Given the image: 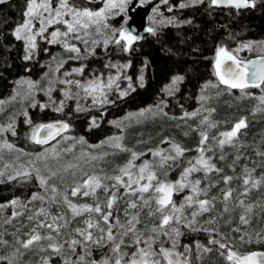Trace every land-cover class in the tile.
<instances>
[{"label":"snow or ice","instance_id":"1","mask_svg":"<svg viewBox=\"0 0 264 264\" xmlns=\"http://www.w3.org/2000/svg\"><path fill=\"white\" fill-rule=\"evenodd\" d=\"M7 2L8 0H0V5ZM151 2L152 0H102L103 6L93 10L80 5L77 0H26V6L22 13L23 22L15 26L12 35L17 41L24 42L22 59L25 62L34 59L38 47V38L46 41L49 45L59 44L65 51L75 54V59H81L85 58L81 49L70 41H82L86 45L84 52L88 55H95V48L89 49L87 47L89 39L86 38L91 36L90 29L94 27L96 35H104L102 29L110 28L107 23L108 19L113 15L123 14L124 23L119 29L111 28V36H107L102 41L92 39L91 44L94 46L102 44L107 49L110 44L114 43L117 47L122 48L123 52L128 53L133 44L142 38L139 34H134L135 30L129 24V21L132 20L130 13H135L138 8ZM204 3L205 0H180L178 7L184 9ZM207 3L209 8L225 7L239 12L242 9L255 8L257 0H207ZM162 4L168 5L169 0H158V3L152 7L153 15L148 17V20L152 21V25L146 27L145 32L155 36L158 27L192 23L191 20L177 21L176 17H164L163 13L160 12V5ZM167 10L172 12L173 6H169ZM36 23L39 24L38 28L35 27ZM57 25H63V30L60 27H55ZM50 28H54V30L49 32ZM257 47L261 52H264V41H249L232 50L218 46L214 62V74L219 84L225 85L227 89H239L242 95H251L246 93L249 88L261 90V94L254 97L259 101L257 108L253 110L254 114L256 111L264 112V55L253 60H243L239 58L238 53L244 49L252 51ZM64 63L66 61H60L56 71H59ZM129 66V64L105 65V67L116 68L118 73ZM84 71L85 67L82 65L73 68L71 72H64L63 79L58 78L55 82L49 81L48 88L43 89V91L49 97L50 105L54 111L63 112L66 102L70 100L76 101L75 111H88L90 109L82 107L80 101H86L89 97H91L93 105L103 106L113 103L108 99V93L105 89L109 91L112 89L120 78L119 74L116 77L109 76L106 83L102 79V74L100 77H94L83 83L80 80L69 78L73 74L82 75ZM45 75L47 76V73ZM128 79L130 80V78ZM184 79L183 75L173 76L165 91L169 95H174L178 91V85ZM139 81L140 87H143V75L139 77ZM16 83L17 85L27 84L28 92L25 93V96L31 97L34 101L31 90L37 88L39 82L18 80ZM54 83L65 86L61 90L64 98L58 103L52 98V92L55 90ZM216 86L211 85V87ZM73 87L76 91H73ZM116 87L119 88V85L116 84ZM203 87L207 88L209 85L206 84ZM128 89L135 91L131 83H129ZM81 91L85 94L84 96L80 95ZM15 94L20 95V92L16 91ZM127 95L128 91H119L120 98ZM14 98L15 96H13ZM199 99L205 101L206 97L201 95ZM4 103V100H0V105ZM50 105L43 103L37 105L36 102H33L31 106H39L41 110H44ZM146 111H151V109L141 110L138 115L144 116ZM207 111L211 114L215 109H208ZM23 115L28 117V112L24 111ZM197 115H199V110L191 113L185 112L182 119ZM15 123V120L12 119L6 127H0V133L10 131L15 136L17 134ZM26 123L31 124V120H26ZM113 123L117 127L121 126L119 122ZM200 123L206 127L192 129V131L198 132L200 137L195 148L197 155L194 157L187 156V153L192 151L191 149L185 148L168 137L160 141L161 144L169 145L168 148L157 146L154 149H148L147 153H138L126 148L121 143L123 137L115 136L92 146L101 147L103 144H109L119 151L131 153V158L124 165L118 166L111 176L88 175L86 179L76 183L71 188H65L61 191L57 185L49 183L53 177L57 176L55 171L50 170L48 175H42L39 168L33 166L30 169H25L21 166V169L16 170L14 174L7 175L8 182L19 180L21 183H27L31 179L32 173H35V179L41 189L39 192H33L26 200L14 197L9 201L0 203V210L9 207L13 209L11 217L4 218V225L10 224L14 218L23 215L25 212L31 213L27 215V220L32 222L33 226L29 232L25 233L27 239L16 238L15 243L19 247L13 255L19 254L20 249L28 250L34 246H40L42 241H47V245L40 246L39 251L47 252L50 250L53 255L62 259L63 264H191L192 245L181 243V238L186 235L185 230H187L192 233H208L210 236L208 244L217 245L219 249L226 250L225 258L232 264H264V253L252 252L247 255H240L224 242V237L215 228L204 227L198 219L206 213L215 211L218 199L223 205L221 216L224 213H229L230 204L244 209L239 220L245 225L249 224L248 214L253 211L254 207H259L264 212V204H246L243 199L250 191L264 185V175L260 177L254 175L257 166L264 168V150L257 148L256 155L260 157L259 161L254 162L252 168L245 165L242 175L225 174L224 168L219 167L214 162L215 151L216 149L220 150L219 160L224 161L226 159L224 148L237 147L241 131L248 127L247 119L241 117L229 130L220 131L215 136H210L208 130L217 128L219 122L211 121L208 116H204ZM89 127H99L95 118L90 121ZM69 128L70 125L63 121L35 125L30 139L36 144H47L50 139H55L62 132L68 131ZM44 132L47 134L41 135ZM185 135L188 133L186 132ZM79 142L85 143L84 138L81 137ZM2 147L12 149L13 145L5 142ZM208 153H213V155H208ZM146 154H150L153 159L144 160L137 165L135 161ZM39 158L43 159V154ZM241 158V155L237 154L232 163L228 165L233 172H235ZM92 159L95 160L97 157H92ZM8 167L9 165H5V168ZM176 168L182 169L179 179L168 180L167 177L170 172ZM194 173H203V179H191ZM212 174H215L219 179L212 180ZM5 175L4 171H0V183L5 182L3 179ZM234 180L242 181L240 191L235 196L234 193L237 190L231 187ZM105 181H111V183H105ZM220 182L225 185L224 188L220 189V196L210 197V190L218 187ZM202 184H204L203 187H201ZM100 189L105 194L103 200L97 194ZM185 190H188L189 194L184 196L181 203L177 204L173 196ZM78 196H91L94 203L77 204L70 198ZM36 201H39L42 206L38 209L30 208L29 205ZM121 201L125 204L124 222H121L119 215L116 214ZM45 204L48 207H45ZM52 206L57 207L56 214L50 211ZM189 208L192 211L186 215V210ZM85 214L88 216L83 221L85 226L72 229L68 238L61 242L59 238L63 235L62 230L68 229L77 217ZM205 223L212 225L217 223V220L213 217ZM140 225L143 227H139ZM41 229H48L49 231L47 234H42ZM16 231L19 232L20 229ZM233 231H239V229L236 228ZM3 236L4 233L0 232V245L8 243L3 239ZM217 236L221 238L217 239ZM125 238H130V243H126ZM257 238L260 239L259 233H257ZM180 247L183 248V252L177 250ZM195 248L198 252L204 253L212 250L199 241L195 242ZM98 249H107V251H102L100 258L96 259L93 253ZM221 255H225V252L222 251ZM5 260H7V264H13L11 258L0 256V264ZM50 260V256H44L39 264H50Z\"/></svg>","mask_w":264,"mask_h":264},{"label":"rangeland","instance_id":"2","mask_svg":"<svg viewBox=\"0 0 264 264\" xmlns=\"http://www.w3.org/2000/svg\"><path fill=\"white\" fill-rule=\"evenodd\" d=\"M153 1L155 0H152V2ZM170 2L171 0H169L168 5H163V4L160 5V12L163 13L164 17H171V15L168 14L169 11L166 12L168 7L172 6V3ZM177 2L178 3L176 5V8H179L178 4L180 0H177ZM150 15H153V13L151 12ZM121 16H122L121 24H118L117 26L116 22L118 21V17ZM124 19L125 17L123 14L111 16L107 21V23L110 25V28L102 29L104 35H96L95 28L94 27L91 28L90 29L91 36L90 38H86L89 39V44L87 45V47L89 49L95 48V51L98 49L104 51L105 48L103 47L102 44L100 46H94L91 44V40L95 39L102 41L107 36H111L112 34L111 28L114 27L119 29L121 25L124 23ZM157 19H159V17H157ZM150 25H152V21H149L147 19V26ZM35 27L38 28L39 24L36 23ZM55 27H60L63 30V25H57ZM53 30L54 28H50L49 32ZM38 41L43 42L46 46H53L55 49H53L54 53L49 55L47 57V60L44 61L43 64L41 63L42 66H44L41 77L39 79L32 80L34 82H39L38 87L31 90L34 96V101L31 97L25 96V93L28 92L27 84L17 85L16 83L18 80H30V79L21 78L16 80L14 82L13 90L10 93V95L7 98L3 99L5 103L3 105H0V127H6L12 119L16 120L18 116L23 115L24 111H27L29 108H33L31 106L33 102H36L37 105L41 103L50 105L49 97L45 94V91H43V89L48 88L49 81L55 82L58 78L63 79L64 78L63 73L71 72V70L75 67H80L83 65L85 67L84 73L82 75L73 74V76L69 78L74 80H80L82 83L94 77H100L101 74L103 81L106 83L109 76L116 77L119 74L120 78L119 80L116 81V84L119 85V88H117L116 84H114L110 91L105 89V91H107L108 93V99L110 101L114 102V100L116 99H121L119 97L120 90H126L128 91L129 94L131 92V90L128 89L129 83H131L132 86L134 87L133 82L131 81V78L128 73L129 67L127 69H123L119 73L116 68H112V67L104 66L101 69H97L95 65L91 67L90 66L87 67L86 60L91 55H88L86 52H84L86 45L82 41H77V40L70 41L71 43L75 44L77 47L81 49V53L83 57H85L81 59H75L74 58L75 54L65 51V49L59 44L49 45L46 41L41 40L39 38ZM261 41H264V38L262 40L252 41V42H261ZM246 42L249 41H245L240 44ZM113 44L114 43L110 44L109 46ZM36 54H37V50L34 54V59L36 58ZM242 54L259 56V55H264V52H261L259 47H257L255 50L252 51H249L248 49H244L240 51L238 53V56L239 58L244 59L245 57L242 56ZM53 57H55V59H53ZM60 61H66V63L63 64V67H60L59 71H56ZM113 64L122 65V64H129V62L126 60L121 62L119 61L118 63L113 62ZM46 73L47 76L45 75ZM141 75H143V73L140 71V74L137 79L138 84H140L139 77ZM128 78H130V80ZM172 78L163 87V94L165 96H169V94L165 91V88L171 83ZM218 83L219 82L217 77L215 80H210L206 83H203V85L199 89V97L201 95H204L206 97V100L201 101L198 98V106L196 111L199 110V115L195 117L183 119L189 123H185L186 125H184L182 128H178L179 126L177 125L176 129H174L175 131L173 132L159 134L157 136H153V138L150 137V139L147 138L144 141H140L139 143L132 142L133 141L132 131H131L132 128H135L137 126H143L142 124L144 123L146 124L151 121L163 120L161 117V115H163V109H162L163 102H160L158 104L159 108H157V105L146 108L145 110L151 109V111H146L144 116L138 115L140 111L136 113L127 112L120 119L114 121V122H119L121 125L120 127H117L115 123L111 122V124L114 125L119 130V133L116 136L123 137L121 143L126 148L131 149L132 151L138 153H147L148 149L150 148L154 149L157 146L161 148H168L169 145L160 143V141L163 140L165 137L174 140L175 142L183 145L187 149L196 148L199 143L200 137L198 132L192 131V129L194 128L202 129L206 127V125H201L200 123L204 116H208L209 120L211 121L219 122L217 128L208 130L210 136H215L220 131L229 130L232 127V125L235 123L234 122L231 123L230 125H227L229 124V122H225V120H222L221 118L217 119L215 117V111L211 112V114H209V112L207 111L208 109L217 110L216 109L217 100H221L222 98L221 95H223V93L215 90L216 87H211V85L213 84L216 85ZM206 84H208L209 87L204 88L203 86ZM53 86L55 90L52 92V98L58 103L60 100L64 98L62 96L61 90L65 86L56 83H54ZM212 89L214 90V93L211 92ZM16 91H19L20 95H16L15 94ZM73 91H76L74 87H73ZM260 94H261V90L259 89L258 92L254 95V97L259 96ZM80 95L84 96L85 94L83 93V91H81ZM13 96H15L14 99ZM254 97H247L248 99L247 102L249 104L246 106L247 108L245 109L248 113L252 115L254 114L253 110L256 109L257 105L259 104V101ZM213 102L215 103V105L211 106ZM80 104L82 107H87L90 110L91 109L95 110L103 106H108L111 103L105 104L103 106L93 105L92 99L91 97H89L86 101L81 100ZM69 105H71L74 109H76L77 105L75 100L67 101L64 108H66ZM47 108L54 111L51 105ZM259 112L263 115L262 117L264 118V112L261 111H256L254 115H256ZM247 123H248V119H247ZM154 127H155L154 125L151 126L152 129L151 131L155 130ZM139 132L140 134L142 133V131ZM186 132L188 133V135H185ZM9 136H12L10 131L0 133V171H4L6 173L3 179L7 180V175L14 174L16 170L21 169V166H23V168L25 169H30L31 167L34 166L40 169L42 175H48L50 170L57 172V176L53 177L49 181V183L57 185V187L60 188L61 191H63L65 188H71L76 183L81 182L83 179H86L88 175L96 174L101 177L111 176L114 174L118 166L124 165L131 158L130 152L119 151L118 149H115L109 144H103L101 147H92L100 144L101 142L95 145L87 144L86 142L80 143L79 142L80 137H71L70 135H64L63 137H61L60 140L58 139L59 140L58 142H56L51 146H46L40 152L29 153L16 149L14 147L12 149L2 147V145L5 142L10 143ZM146 136H150V135L146 134ZM257 148H259V150H264V125L262 126L261 129H259V131L256 134L251 136H248V132L246 129L242 130L239 136V140L237 141V147L224 148L223 151L226 156V159L224 161L219 160L220 150L216 149L214 162L219 167L224 168L225 174L242 175V170L245 165H247L249 168H252L254 166V162L259 161L260 157L256 155ZM41 154H43V159L39 158ZM237 154L241 155L242 158L238 162L235 172H233L232 169L229 167L227 171L226 160L231 159V161H233V159L236 157ZM208 155H213V153H208ZM146 156L147 158L141 156L139 159L135 161V163L139 165L144 160L153 159L150 154H146ZM92 157H97V159L93 160ZM244 157H247V159H244ZM5 165H9V167L5 168ZM172 172L173 171L170 172L167 179L170 181H175L177 179H175L172 176L171 174ZM32 175L35 178V173H32ZM254 175L256 177H260L261 175H264V168L257 166ZM198 178L203 179V173L192 174L191 179L194 180ZM211 179L218 180L219 178L215 174H212ZM105 183H111V181H105ZM241 184H242L241 180H234L232 182L231 187L237 190V192L234 193V196L237 195V193L240 191ZM203 186L204 184L201 185V187ZM224 187L225 185H223V183L220 182L218 187L212 188L210 190L209 196L219 197L220 189ZM97 194L101 200L105 198V194L102 189L98 190ZM188 194H189L188 190H185L182 193L174 195L176 196V201H177L176 203L177 204L181 203L183 201L184 196ZM70 198L73 200V202L77 204L94 203L93 197L91 196L89 197L78 196L75 198L72 197ZM243 199L245 200L246 204H253V205L264 204V185L260 186L258 189H253L248 193L246 197H243ZM41 206L42 205L39 201H36L31 205H29V207L32 209H38ZM44 206L48 207V205L46 204ZM222 207L223 205L220 203V200L218 199L216 202L215 211L211 213H206L198 218L200 224L207 228H215L224 237V242L228 244L233 251H236L240 255H247L253 251H264V212H262L259 207H254L253 211L248 214L250 222L249 224L245 225L242 224L239 220L240 215L244 213V209L230 204L229 213H224L223 216H221ZM124 208H125V204L123 201H121L116 213L117 215H119L121 222H124L125 220V217L123 215ZM50 211L53 214H56L58 209L56 206H52L50 208ZM191 211H192L191 208L187 209L186 215L190 214ZM29 214L31 213L25 212L23 215L14 218L10 224L4 225L3 220L4 218L8 217V215L5 216L4 211L0 212V222H2L0 223V232L4 233L3 239L8 241L6 245H0V256L11 258L13 260V264H39L41 258L44 256L51 257L50 264H63L62 259L60 257L53 255L50 250L47 252L39 251V247L46 246L47 241H42L40 246H34L33 248L28 250L20 249L19 254L13 255L14 253H16V249L19 247V245L15 243L16 238L19 237L20 239H27L25 233L29 232V229L33 226L32 222H29L27 220V215ZM9 217H11V215ZM213 217L216 218L217 223L212 225L205 223L208 219ZM87 218H88L87 214L81 217H77L70 224L68 229L62 230L63 235L59 238L60 241L63 242L64 239H67L68 234L71 232L72 229L76 227L83 228L85 226L83 221ZM25 225H27V227H25ZM139 227H143V225H140ZM236 228H238L239 231H233V229ZM17 229H20V231L17 232L16 231ZM40 231L42 234H47L49 230L41 229ZM93 231L95 232V230ZM185 231L187 232L188 235L185 236V239L181 240V243L192 245L193 251L190 255V260L194 262L193 264H232V262H229L225 258L227 255L226 250L219 249L217 245L208 244V240L210 238L208 233L206 232L192 233V232H188L187 230ZM257 233L260 234L259 240L257 238ZM216 238L220 239L221 237L217 236ZM196 241H199L202 245L209 247L212 250L207 253H204L202 251L198 252L195 248ZM125 242L130 243V238H125ZM65 248H67L66 245ZM178 249L180 250V252H183L182 247ZM102 251H107V249L95 250L93 256L97 254V257L99 259ZM222 251L225 252V255H221ZM2 264H7V260L3 261Z\"/></svg>","mask_w":264,"mask_h":264},{"label":"trees","instance_id":"3","mask_svg":"<svg viewBox=\"0 0 264 264\" xmlns=\"http://www.w3.org/2000/svg\"><path fill=\"white\" fill-rule=\"evenodd\" d=\"M77 2L93 10L103 5L102 0H92V2L77 0ZM170 3L174 7L173 11L166 10V12L171 17H176L179 21L191 20L192 23L158 28L155 36L147 33L139 43L133 44L128 53L113 44L104 51L96 50L95 55H91L86 60L87 67L95 65L97 69L113 64V62L127 60L130 65L128 73L135 91H131L121 99L114 100L108 106L95 110L77 112L71 105L64 108L63 112L52 111L48 108L41 110L39 106L29 108L28 117L20 115L15 120L17 134L9 136V142L13 147L29 153L40 152L46 146L36 144L30 139L33 127L57 121L67 122L70 125L65 135L83 137L87 144L95 145L119 133L111 122L120 119L127 112L136 113L158 105L160 102H163V115H161L163 120L151 121L142 124L143 126L132 128V142L139 143L159 134L173 132L177 125L178 128H182L186 125L185 123H189L183 120L185 118L182 119L184 113L196 111L200 87L203 83L216 79L214 60L217 47L224 46L232 50L242 42L259 41L264 38V0H257L255 8L239 10V12L234 9L209 8L207 0L204 4L184 9L176 8L177 0H171ZM25 6L26 0H8L7 3L0 5V73H2L0 75V100L10 95L16 80L39 79L44 67L43 62L54 53L53 46H46L38 41L36 58L27 62L22 59L24 43L17 41L12 31L17 24L23 22L22 13ZM121 19L122 16L118 17L117 26L121 24ZM242 56L251 57L246 54ZM140 71L144 77L143 87H140L137 82ZM175 75H183L185 79L179 84L178 91L174 95L165 96L163 87ZM216 85L215 90L222 92L223 95H221V100H217L218 108L216 107L215 117L229 122L227 125L244 117L248 119L246 128L248 136L256 134L264 125L263 115L260 112L252 115L245 109L249 104L247 97H254L259 89L249 88L246 93L251 95H242L240 90H230L219 83ZM211 92L214 93V90L212 89ZM213 105H215L214 102L211 106ZM93 118L96 119L99 127H89ZM29 119L31 124L26 123ZM152 125L155 126L154 131H151ZM139 131L142 133L140 134ZM191 150L187 156H196L195 148ZM143 157L147 158L146 155ZM226 161L228 171V165L232 161L231 159ZM181 170V168H176L171 173L172 176L178 179ZM39 191L41 190L33 175L27 183H21L19 180L12 182L5 180L4 183H0V203L14 197L26 200L33 192ZM173 199L177 202L176 196H173ZM3 211L4 215L9 217L13 209L9 207L0 210V212ZM186 235H188L187 232ZM185 236L181 240L185 239ZM94 257L98 259L97 254ZM193 263L191 261V264Z\"/></svg>","mask_w":264,"mask_h":264},{"label":"water","instance_id":"4","mask_svg":"<svg viewBox=\"0 0 264 264\" xmlns=\"http://www.w3.org/2000/svg\"><path fill=\"white\" fill-rule=\"evenodd\" d=\"M157 3H158V0H155V1L151 2V3L145 4L141 8H138L135 13H130V15L132 16V20L129 21V24L135 30L134 34H139L142 37L140 40L136 41L134 44L139 43L143 39V37L147 34V32L144 31V29L146 27H148L147 26V19H148V16L150 15V13H151L152 7L155 6V4H157ZM215 9H232V8L220 7V8H215ZM242 10H245V9H242ZM259 56H261V55H259ZM259 56H252V57H249V58H244L243 60H253V59H257ZM228 63H230V62H228ZM223 86L225 88H227L225 85H223ZM230 90H239V89H230ZM66 132H62L60 135L56 136L55 139H50L47 144H42V145L51 144L52 142H54L57 139H59L61 136L65 135ZM46 134H47L46 132L41 133V135H46ZM39 145H41V144H39ZM177 250L180 251L179 249H177ZM253 252L264 253V251H253Z\"/></svg>","mask_w":264,"mask_h":264}]
</instances>
